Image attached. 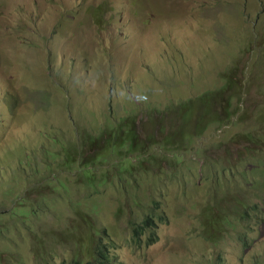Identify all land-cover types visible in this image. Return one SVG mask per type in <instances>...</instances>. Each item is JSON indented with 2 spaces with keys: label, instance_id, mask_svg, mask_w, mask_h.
Returning <instances> with one entry per match:
<instances>
[{
  "label": "rangeland",
  "instance_id": "rangeland-1",
  "mask_svg": "<svg viewBox=\"0 0 264 264\" xmlns=\"http://www.w3.org/2000/svg\"><path fill=\"white\" fill-rule=\"evenodd\" d=\"M224 98L234 110L226 124L219 112ZM204 123L210 125L202 130ZM143 124L152 129L147 135L156 141L145 144L154 150L129 155L127 145L142 143L133 136ZM59 128L101 156L94 186L106 194L89 200L91 182L73 174L69 190L60 180V204L69 205V215L57 209L39 219L17 215L26 209L22 202L9 204L0 195L6 204L0 221L18 224L0 236V264H85L98 247L84 239L85 230L106 229L99 217L92 219L98 214L114 231L103 234V245L116 264H264V225L249 227L248 236L234 227L238 204L240 211L244 204L264 206V175L253 180L250 165L235 175H207L229 171L228 152L242 157L245 148L264 143V0H0L1 159L20 146L25 158L38 149L42 159L35 160L48 163L46 133ZM249 135L257 142L249 143ZM170 142L181 150L162 147ZM120 153L134 160L132 173L121 175ZM253 155L249 161L264 168V150ZM134 158L148 182L135 194L125 179L137 171L143 176ZM202 171L207 182L200 181ZM13 174L11 167L0 169V188L13 186ZM140 204L158 207L156 225L143 236L156 231L150 245H138L132 235V222L144 220L145 213L132 211Z\"/></svg>",
  "mask_w": 264,
  "mask_h": 264
},
{
  "label": "trees",
  "instance_id": "trees-1",
  "mask_svg": "<svg viewBox=\"0 0 264 264\" xmlns=\"http://www.w3.org/2000/svg\"><path fill=\"white\" fill-rule=\"evenodd\" d=\"M222 95H223V89L220 92V96ZM239 96H240L239 94H236L234 97H230L232 105H233V101ZM227 102L228 100L224 98L223 104L220 107L221 109L220 118H221V123L223 124H226L228 122L227 117L229 115V112L234 113V110L231 104L228 105ZM227 109H230V111H228ZM190 115L191 114H187L183 116V121L185 123L190 121L191 119ZM246 120H247V117L244 118L241 121V123H244ZM208 124L209 123L207 124L204 123V127L202 130H204L205 126H207ZM214 127H217V129L220 128L219 125L214 126ZM202 130L200 132H202ZM64 134H69V132L66 130H62L60 128L58 130L57 129L51 130L46 133V138L48 141L47 142L45 141V142L48 144L43 149V156L48 161V163L46 164H40L35 160V158L39 157L38 149L36 150L31 149L29 156L25 158L24 153H22L21 151L22 149L20 146L17 147V151L15 152L9 151L8 153H6L4 159H1L0 157V163L4 164V163L9 162V166L14 170V174L12 175V178L15 180L11 188L8 186V183H3L5 184V186L3 188H0V195H2L3 197H8L10 199L9 204L14 201H18V202H22V204L26 207L25 210L18 211L17 215L19 216L27 215L33 219H37L39 216L47 218L49 216H54L56 214L57 209L60 212L66 213L69 215V212L65 210V208L69 210V205L65 203L60 204L61 195L64 193L62 189L60 188V184H61L60 180L63 181L62 185H65V187L69 190L68 183H69L70 177L73 174H77L79 180L82 178V179L88 180V182H91L92 184L91 187H88V197L86 196L89 200L95 202V199L101 198L106 194L105 192L101 195L98 192L99 190L106 191V189L97 188L94 186V184L97 181H99V177L101 176V173L99 171L94 170L96 168L97 160L101 159L99 158L101 156L95 155V153L88 154V150L84 149L82 147V144L72 143L68 138L65 137ZM172 134H174L175 136L174 139L179 137L178 136L179 134L177 133H172ZM59 135H62L63 138L61 139ZM113 135L116 138V140L119 141L118 138L115 136V130H114ZM137 137L138 136L135 131L133 138L136 139ZM246 140L249 143L257 142L254 140V137L250 135L246 137ZM152 141H156L154 136H151V142ZM141 142L142 143H135L134 145L133 144L127 145V151H128L127 154L129 155L137 154V156H139V155H142L144 153L146 154L154 150V148L152 149L151 147H148L145 144L147 143L146 141L141 140ZM257 143H258V146L255 150L248 147V148H245L241 152L242 157L238 155L239 157L237 161L240 164H242V162L245 160L248 163H253L249 161V159L254 156L253 155L254 151L256 153L257 151L264 150V143H259V142ZM153 144L156 145L158 143H153ZM179 146H174L172 145L171 142L170 144L169 143L162 144V147L164 149L165 148L171 149L170 150L171 152L181 150ZM104 149L99 152L100 155L103 154ZM49 150H54L56 154L52 155L48 153ZM104 155L105 154H103V156ZM110 155H115V154H110ZM119 156L122 158V160H124V163L122 165L126 168L125 171H121L122 173L121 175L132 173V171L136 169V164L134 163V160L132 158L126 159L128 160V162H126V160L122 157L124 155L120 153ZM39 159L41 161L42 157H39ZM134 159L138 163V169L142 170L143 176L140 171H137V173H134L136 175H134L130 180L129 178H125L127 181H129L128 186H130L128 187L127 191H130V189H133L132 191L133 193L136 191L138 187H140V191L141 190L144 191V189L148 185L147 180L144 178V175L146 174L144 165L138 162L137 158H134ZM196 163L198 164V168L197 169L193 168L190 171L193 174V177H195V174L196 175L199 174V171H198L199 162H196ZM261 165L262 164H253L251 173H254L256 175L249 174L253 180H255L259 175H264V168H261ZM14 166H16V168H14ZM8 168L0 167V169H6V170ZM202 173L203 175L202 176L200 175L201 182L205 180L204 175L206 174V173L204 174L203 171ZM1 174H4L5 179H11V177L7 175V173L1 172ZM44 175H51V179H49L47 182L44 181ZM207 175L208 177L210 175L213 176V170ZM208 177H206V180H205L206 182H207ZM25 182H30L34 185L30 187H26ZM46 187L48 188L46 189ZM49 189L50 191L47 192V190ZM207 189H209L208 184H207ZM8 192H11V193L8 194ZM183 192L185 195H187L185 186L183 188ZM51 198H53L54 200L57 199L56 201L57 206H56V202L50 201ZM98 204L100 203L97 202V205ZM237 206H238L237 207L238 217H237V221L234 219L236 222L234 227H236V230L244 229L241 235L248 236V233H250L251 231L250 229H256L264 225V206L260 207L258 205H245L244 204V207L241 206L244 208L243 211H240L239 204ZM139 207L140 208L136 211H134L132 207V211L145 213L144 220L142 222H137V221L132 222L131 224L132 235L138 240V245L142 241L148 242V244L150 245L152 243H155L156 241V238H157L156 231L153 230L154 235L149 236L147 240H145L143 236L145 235L146 229L152 228L156 225L155 221L157 220V216H156L155 209H157L158 207L152 208V210H148L144 204H140ZM5 208H6V204L0 203V211H2L3 214H4ZM75 214H78V213L75 212ZM212 214H214L217 217L216 212L214 211V206H213ZM100 215L101 214H98L97 216H93L92 219H94L95 217H99L102 224L106 225V229L104 228L102 231L100 228L91 225V221H90V225L96 228L97 232L92 233L88 229V230H85V233L83 234L84 239L90 245H98V247L93 248L90 251H88V254H86V256L88 257V262H86L85 264H116V259L109 254L110 250L107 247H105V245H103L105 241L104 236L108 237L111 233H114V231L109 230L105 220ZM247 217L248 219L253 220V224L251 225L248 224ZM162 221L163 219L160 217L159 223H162ZM13 223L14 221H9L7 218L2 219L0 221V236L6 235L7 233L11 234L12 232L16 231V229L10 227V224H13ZM17 226L18 224H13V227H17ZM229 226H233V224H230ZM81 230H84V229H78L77 232H80ZM9 243L12 244V242L10 241H7L4 244L5 250H9V248H6V244H9ZM245 244L247 245V247L250 246V240H247ZM80 255L81 254H76V256H80ZM82 256H85V255H82ZM91 257H92V260L89 261ZM45 264H47V262ZM54 264H57V263H54ZM72 264H83V263L77 260H74Z\"/></svg>",
  "mask_w": 264,
  "mask_h": 264
},
{
  "label": "flooded vegetation",
  "instance_id": "flooded-vegetation-1",
  "mask_svg": "<svg viewBox=\"0 0 264 264\" xmlns=\"http://www.w3.org/2000/svg\"><path fill=\"white\" fill-rule=\"evenodd\" d=\"M219 112L221 113V109H219ZM152 130V129H151ZM151 130L148 131V126L147 124H143V125H138L137 126V129H136V134L138 137H140V139H143L144 141H146L147 143L148 142H151V136H148V132H150ZM260 133V131H259ZM261 134V133H260ZM144 135H147L146 138H143ZM263 135V134H261ZM153 136V135H152ZM224 155V154H223ZM226 157V159L229 161V164H230V168H229V171L227 170H223L220 174L219 173H216L213 171V173L215 175H227V174H231V175H235L236 173V170L241 167L242 165L246 168H249V165H250V168L247 170V173H251V170L253 168V163H248L246 160L242 162V164H240L237 159H238V155L233 151V152H228V155H224ZM208 158L210 159H214L212 157H209L207 156ZM223 160V159H222ZM234 167H237L235 170H232ZM262 176V175H261ZM219 178V177H218Z\"/></svg>",
  "mask_w": 264,
  "mask_h": 264
},
{
  "label": "clouds",
  "instance_id": "clouds-1",
  "mask_svg": "<svg viewBox=\"0 0 264 264\" xmlns=\"http://www.w3.org/2000/svg\"><path fill=\"white\" fill-rule=\"evenodd\" d=\"M218 177H220L219 175H217Z\"/></svg>",
  "mask_w": 264,
  "mask_h": 264
}]
</instances>
